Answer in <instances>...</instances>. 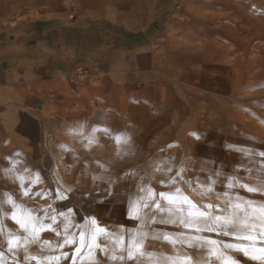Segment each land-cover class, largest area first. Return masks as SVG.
I'll use <instances>...</instances> for the list:
<instances>
[{
  "label": "rangeland",
  "instance_id": "374dc122",
  "mask_svg": "<svg viewBox=\"0 0 264 264\" xmlns=\"http://www.w3.org/2000/svg\"><path fill=\"white\" fill-rule=\"evenodd\" d=\"M41 18L68 23L69 29L88 30L74 35L84 59L76 73L71 78L57 76V88L45 87V106L54 104L49 123L29 117L27 123L7 132L0 117V156L10 165L9 186L17 187V174L22 171L28 177L25 189H30L27 196L23 191L12 194L9 187L7 193L38 218L47 215L44 224H52L51 216L65 221L60 215L64 213L73 225L68 232L75 243L57 246L65 233L64 225L55 223L60 235L40 231L39 243L28 245L31 254L67 253L51 264H151L147 255L123 261L110 258L114 247L116 255L121 248L109 236L139 227L129 214L130 200L144 195L140 191L144 185L157 194L179 187L202 210L217 214V209L205 206L225 208V193L233 200L238 195L253 201L256 209L264 204V194L240 187L259 188L264 182V156L259 155L264 152V0H0L4 25L14 27ZM15 96L14 105L24 109L19 95ZM32 108L34 113L38 110L35 105ZM65 128L77 132L78 147L66 158L72 178L57 191L53 152L64 142L61 132ZM17 133L33 140L44 136L40 151L44 159L38 162L45 167L43 188L32 180L35 155L23 161L15 157L20 148L11 146L8 136ZM171 177H176V184L168 183ZM213 180V191L203 194V186ZM7 199L0 198L3 225L12 228L14 235H27L11 218L16 210ZM156 199L167 206V200L159 195ZM144 212L155 215L157 221L168 216L156 209ZM92 218L107 229L96 233L94 242ZM256 223L253 238L243 239L149 221L143 250L156 253L160 260L174 257L176 264H183L184 253L193 261L203 254L210 264H221L208 255V249L186 243L173 246L152 238L154 232L174 238L184 232L240 245L249 255L259 256L264 249V228ZM81 232L85 233L83 245ZM6 237L0 234L3 264H38L26 260L22 249L14 248L16 255L9 252ZM45 240L57 251L42 252ZM224 252L238 264H264L242 252L228 248Z\"/></svg>",
  "mask_w": 264,
  "mask_h": 264
},
{
  "label": "snow or ice",
  "instance_id": "6c2138e0",
  "mask_svg": "<svg viewBox=\"0 0 264 264\" xmlns=\"http://www.w3.org/2000/svg\"><path fill=\"white\" fill-rule=\"evenodd\" d=\"M96 131V129H93ZM117 143L121 142V137H116ZM93 141L89 139V143L91 144ZM124 142L127 143V139H124ZM260 156H264V152L259 153ZM102 166V165H101ZM8 170H6L7 172ZM157 171H160L157 168ZM184 169L181 168L180 172H183ZM179 172L177 175L179 176ZM21 181V188L23 189V194L27 196L29 194L30 189L23 188V177H19ZM38 179V177H37ZM161 183H165L161 180ZM169 184H176V177H171L168 181ZM215 184L213 180L211 184L203 186L204 193L213 191L212 185ZM228 187H233V182L231 179L228 181ZM240 187L246 188L249 192H257L259 191L261 194H264V182H262L259 188H254L248 185L241 184ZM140 191L144 193L143 196H138L135 199L130 200V216L139 221V227L132 230H125L124 234H119L115 236H109V239L113 241L114 246H118L121 248V254H115V247L113 248V254L111 255L112 260H131L136 259L139 256H145L149 258L151 264H176V258L174 257H166L163 260L156 258V253L148 252L146 253L143 250V245L145 239L148 237V232L145 231L149 221L152 223H161V224H179L183 228L193 229L196 233L206 232V231H217L221 235L228 236L234 235L238 238L243 239H252L253 231L257 227L256 221H259V226L264 228V204H261L258 209L253 208L254 202L251 200H245L244 198L237 195L235 200L231 198L228 193H225V208H220L219 205H211L208 204L205 206L206 209H217V212L214 211H206L202 210L198 207L193 201L189 198V196L185 195L181 188L176 187L174 191L169 192H161L157 194L155 190L150 185H144L140 188ZM195 192V189H193ZM8 197L6 203L12 205L13 209L16 211L11 213V218L23 229L24 233L27 235H14L11 231L7 233V243H8V251L12 252L13 255H16V252L13 251L16 248V251L23 250L25 254V259L28 261L36 260L38 264H44L45 261L51 262L59 261L61 256L64 258L67 257V253H61V255H33L29 251L28 245L31 243H39V232L40 231H53L56 232L57 235H60V232L57 228L53 227V224L56 223L57 217L51 216L52 224H44L43 221L47 219V215L45 217H37L33 214V210L26 208L22 204H17L11 195L5 193ZM36 195H44V193H36ZM157 195L161 199L167 200V206L162 207L160 201L156 199ZM65 198V197H61ZM187 205V208H184L183 205ZM145 208L156 209L159 210L160 213H168L167 217H160L157 221L155 215H152L150 212H144ZM252 209L249 211V209ZM230 209V211L228 210ZM71 211V210H69ZM7 215V214H5ZM60 215L65 216L66 223L64 224V233L65 239L64 243L59 245V247H63L64 245L75 243L74 237L67 236L68 227L71 223L68 219L67 215L61 213ZM255 218V219H254ZM91 225L95 226V231L92 233L93 242L96 239V233H106L107 229L99 227L95 218L91 219ZM4 231L3 219L0 218V232ZM185 237H187L185 239ZM153 239H162L169 241L173 246L177 243L180 244H188L189 247L196 248H204L208 249V255H214L217 260L221 261V264H238L231 256H228L224 249H232L237 252H242L244 255L249 256L250 259H260L264 260V249H260L261 255L253 256L249 255L247 249L243 248L240 245L233 244H223L220 241L212 240L207 237L202 236H192L191 234H187L184 232H179L175 234V238L167 233H156L152 234ZM85 240V233L81 232L80 234V242L83 245ZM43 246L51 247V242L45 240L43 242ZM96 247H101L100 245H95ZM91 247V246H90ZM107 246H104L106 249ZM77 253L81 251L80 248L76 249ZM89 254H91L89 252ZM3 255L4 253L0 251V264H3ZM162 255V254H161ZM18 264V261L15 262ZM95 264V262H94ZM183 264H210V261L205 259L204 255L201 254L199 258L193 261L191 255L188 253H184L183 255Z\"/></svg>",
  "mask_w": 264,
  "mask_h": 264
},
{
  "label": "crops",
  "instance_id": "0c3cea01",
  "mask_svg": "<svg viewBox=\"0 0 264 264\" xmlns=\"http://www.w3.org/2000/svg\"><path fill=\"white\" fill-rule=\"evenodd\" d=\"M49 20L41 18L20 23L14 27L0 22V107L8 104L6 109L2 110L0 108V117L7 132H12L14 126L19 128L27 123L30 119L29 117H41L46 123H49L51 120H49L48 115H51L54 104L51 102L48 106H45V101L42 99L45 87L47 84H52L53 88H57L58 85L55 83V78L59 75L71 78L84 60L81 58L82 54L80 56L78 54L82 53V51H78L79 45L76 40L77 37L74 35L85 33L88 29H69L70 25L68 23L58 20L50 22ZM87 23L89 24V22ZM16 93L20 97V102L24 104L22 106L24 109H18L13 103L14 100H11L12 96L18 98L15 96ZM56 94L57 98L59 94ZM39 104L41 107L38 106ZM34 105L38 109L35 113L33 111L35 109L32 108ZM7 112H10L9 114L14 112L15 115L11 123L8 124L5 123L4 119V114ZM77 137L78 134L74 139L75 143H77ZM8 142L11 146L16 145L20 148V151L15 155L18 161H23L26 158L29 159L35 155V167L33 163L31 164L34 171L32 180L36 186H38L36 183L38 180L41 187H45V179L43 177L45 167L38 165V162H42L44 159V155L40 153L43 150L44 136L42 135L41 140H33L25 134L17 133L15 136H8ZM38 146H40L39 151ZM77 147L73 149H77ZM53 158L55 159L54 152ZM9 167L10 165L6 158L0 156L1 199L7 197L5 193H7L8 187L9 190H12V194L15 191H23L19 177H23V188L25 189V186H27L28 177H25L22 171L17 174V187L13 188L11 185L9 186L11 176ZM6 170L8 171L6 172ZM68 170L69 168L66 170V174L69 177L59 179L56 175V165L54 166L53 176L57 183V191H60L61 186H68L66 181L72 178ZM5 218L7 220L8 215ZM70 222L68 228L73 226L72 221ZM60 223L64 225L66 221L57 218L56 224ZM9 231L13 232V229L4 225V231L0 232V234L7 235ZM67 236L74 237L69 232H67ZM64 239L65 235L58 241L57 246L63 244ZM6 247H8V244ZM52 250L53 252L57 251V247L55 245H51L50 248L43 246L42 252H50Z\"/></svg>",
  "mask_w": 264,
  "mask_h": 264
},
{
  "label": "bare ground",
  "instance_id": "6f19581e",
  "mask_svg": "<svg viewBox=\"0 0 264 264\" xmlns=\"http://www.w3.org/2000/svg\"><path fill=\"white\" fill-rule=\"evenodd\" d=\"M9 113L10 112H7L4 114V119H5L6 124L11 123V120H13L15 117L14 112L12 114H9ZM61 133H62L61 137L63 138L64 142L54 151V156L56 159V175L59 179H61V178L66 179L69 177L66 174L67 173L66 170L71 165L70 162L68 160H66V158L68 157V152L77 146V143L74 142V139L77 136V133L74 129H70V128L63 129ZM80 170L84 173L83 167ZM60 224H62V223H60Z\"/></svg>",
  "mask_w": 264,
  "mask_h": 264
},
{
  "label": "water",
  "instance_id": "95a60500",
  "mask_svg": "<svg viewBox=\"0 0 264 264\" xmlns=\"http://www.w3.org/2000/svg\"><path fill=\"white\" fill-rule=\"evenodd\" d=\"M38 106H39V107H41V105H40V104H39Z\"/></svg>",
  "mask_w": 264,
  "mask_h": 264
},
{
  "label": "built area",
  "instance_id": "2783aa9c",
  "mask_svg": "<svg viewBox=\"0 0 264 264\" xmlns=\"http://www.w3.org/2000/svg\"><path fill=\"white\" fill-rule=\"evenodd\" d=\"M71 17H73V15H71Z\"/></svg>",
  "mask_w": 264,
  "mask_h": 264
}]
</instances>
